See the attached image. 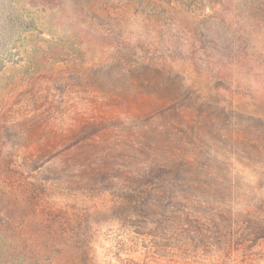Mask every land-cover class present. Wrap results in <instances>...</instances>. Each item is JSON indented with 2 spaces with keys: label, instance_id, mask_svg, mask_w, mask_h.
<instances>
[{
  "label": "rangeland",
  "instance_id": "rangeland-1",
  "mask_svg": "<svg viewBox=\"0 0 264 264\" xmlns=\"http://www.w3.org/2000/svg\"><path fill=\"white\" fill-rule=\"evenodd\" d=\"M0 264H264V0H0Z\"/></svg>",
  "mask_w": 264,
  "mask_h": 264
}]
</instances>
